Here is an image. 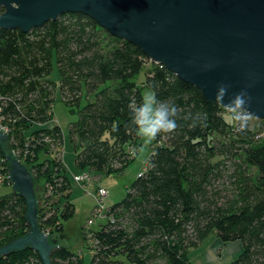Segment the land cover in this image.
<instances>
[{
    "label": "trees",
    "instance_id": "1",
    "mask_svg": "<svg viewBox=\"0 0 264 264\" xmlns=\"http://www.w3.org/2000/svg\"><path fill=\"white\" fill-rule=\"evenodd\" d=\"M55 62L59 82L51 78ZM145 69V86L158 99L174 101L185 115L206 114V120L194 128L178 120L175 132L154 141L146 171L126 198L94 225L91 212L85 226L91 264H192L191 251L212 234L224 244L242 243L229 264H264V120L253 116L257 128L237 132L197 87L84 14H65L29 33L0 29V124L8 125L12 149L0 144L6 175L5 151H13L36 186L43 183L40 229L61 234L75 205L63 162L65 134L53 125L57 90L78 116L68 129L76 165L99 180L121 174L136 159L141 142L128 130V104L133 96L141 99L136 79ZM26 210L14 191L0 197V248L30 232ZM51 259L83 264L80 254L63 246ZM0 264L43 263L27 248L1 257Z\"/></svg>",
    "mask_w": 264,
    "mask_h": 264
},
{
    "label": "water",
    "instance_id": "2",
    "mask_svg": "<svg viewBox=\"0 0 264 264\" xmlns=\"http://www.w3.org/2000/svg\"><path fill=\"white\" fill-rule=\"evenodd\" d=\"M0 29L29 33L69 13H81L111 35L138 47L147 58L197 87L216 104L220 84L230 85L225 103L246 89L249 111L264 120V0H0ZM0 124V144L12 150ZM7 154L8 180L26 202L30 232L0 248V258L27 248L43 264L60 247L39 227V200L29 169Z\"/></svg>",
    "mask_w": 264,
    "mask_h": 264
},
{
    "label": "rangeland",
    "instance_id": "3",
    "mask_svg": "<svg viewBox=\"0 0 264 264\" xmlns=\"http://www.w3.org/2000/svg\"><path fill=\"white\" fill-rule=\"evenodd\" d=\"M146 77L147 70L145 69L137 76L136 79L138 86L142 90V93L146 90H149V88L145 86ZM51 78L56 82H59L60 80V70L56 62L54 64ZM53 113V125L60 127L65 134V141L62 149L64 155L63 162L64 164L66 163L65 166L67 165L66 167H68L67 173L72 182L71 201L75 205V216L64 222V228L61 234L54 235V238H57L60 241V246L66 247L73 252L80 254L83 259V264H91L92 251L89 249L90 239L85 236V232L87 231L85 226L88 219L90 218L91 211L95 206V200L91 194L96 193L98 188L101 187L109 192V195L106 198V205L108 207H112L118 203H121L126 198L128 188L137 179L140 169L149 159L155 143L153 142L145 150L142 156H136V159L125 169L124 172L119 175H102L99 180H91L87 191H85L81 184L76 181V178L81 177V174L76 165L75 151L71 145L68 135L69 124L77 121L78 116L74 114L72 115L69 111V108L61 101L59 90H57L56 93ZM259 122V120L253 118L251 124L256 129ZM7 128L8 125L3 127L6 132ZM4 163V159H1L0 156V197L10 194L13 191L12 184L8 180V172L7 175L5 172ZM42 185L43 183H38L36 186V192L39 199V208H41V205H43L42 197L44 189ZM50 205H52V203H50ZM97 227L98 226H95V228ZM215 239H218V236L216 234H212L208 239H206L205 242H203V244H211ZM203 244L198 249H193L191 251L190 259L192 264H201L195 259H197V256L201 253L200 248L204 246ZM219 253L221 254V252ZM224 261L226 260L223 259L222 262Z\"/></svg>",
    "mask_w": 264,
    "mask_h": 264
},
{
    "label": "clouds",
    "instance_id": "4",
    "mask_svg": "<svg viewBox=\"0 0 264 264\" xmlns=\"http://www.w3.org/2000/svg\"><path fill=\"white\" fill-rule=\"evenodd\" d=\"M230 85L220 84L216 91L215 102L222 110L219 115L234 126L235 130L244 133L250 128L253 114L249 111L252 97L246 89L233 94L225 103ZM130 120L128 130L140 140V145L133 154L142 156L145 150L162 134L175 132L179 127L178 120H190V127L203 125L206 114H183L181 108L170 100H160L154 90H146L137 102L133 96L128 104ZM209 264H227L218 259L209 260Z\"/></svg>",
    "mask_w": 264,
    "mask_h": 264
},
{
    "label": "crops",
    "instance_id": "5",
    "mask_svg": "<svg viewBox=\"0 0 264 264\" xmlns=\"http://www.w3.org/2000/svg\"><path fill=\"white\" fill-rule=\"evenodd\" d=\"M63 161H64V155H63ZM147 161L144 163V165L147 163ZM80 174H82L81 171H80ZM108 195H109V192H108ZM200 249H201V253L197 256V259L195 260L199 261L201 264H209V260L214 261L215 259H218L221 262L223 261V259H225L227 263L229 264L231 261L235 260L236 258L240 256L243 250V245L240 241L224 244L218 238V239H215L213 243L204 245ZM219 252H221V254Z\"/></svg>",
    "mask_w": 264,
    "mask_h": 264
},
{
    "label": "built area",
    "instance_id": "6",
    "mask_svg": "<svg viewBox=\"0 0 264 264\" xmlns=\"http://www.w3.org/2000/svg\"><path fill=\"white\" fill-rule=\"evenodd\" d=\"M1 111V108H0ZM3 128V127H2ZM4 130V129H3ZM5 131V130H4ZM146 171V164L141 168L138 173V177L142 176ZM76 181L81 184L85 191L89 186L91 179L88 175L81 174V177H77ZM95 200V206L92 209V220L89 221V225H94L97 220L103 221L106 218V211L108 206L106 205V198L108 196V191L104 188L99 187L96 193L91 194Z\"/></svg>",
    "mask_w": 264,
    "mask_h": 264
}]
</instances>
